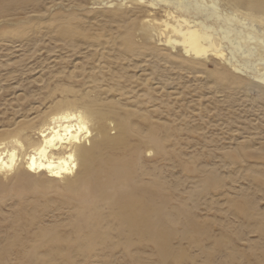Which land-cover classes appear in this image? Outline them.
Returning a JSON list of instances; mask_svg holds the SVG:
<instances>
[{
	"label": "bare ground",
	"instance_id": "obj_1",
	"mask_svg": "<svg viewBox=\"0 0 264 264\" xmlns=\"http://www.w3.org/2000/svg\"><path fill=\"white\" fill-rule=\"evenodd\" d=\"M40 1L0 0V15L30 5L38 8ZM92 2L121 11L118 36L122 45L133 51L148 48L145 53L152 55L154 65L136 66L142 68L144 77L139 76L135 82L121 77L114 83L95 84L94 91L92 87H57L49 95L57 100L38 119L27 115L15 121L14 128L5 130L0 138V202L20 196L24 188L43 192L53 183H64L61 195L63 205L70 210L71 231L41 227L34 249L52 244L58 247L57 254L67 259V251L75 250L146 260L149 253L141 248L149 245L150 253L156 250L162 261L173 255L179 258L173 244L179 232L172 225L177 220L175 210L185 214L186 209L174 200L186 180L171 181L166 164L158 161L173 160L167 149L175 148L178 138L168 122L155 120L159 107L154 91L173 86L177 79L173 71L185 78L184 74L199 77L209 72L211 84L204 82L201 88L226 98L222 102L237 101L239 97L233 93L237 87L246 92L257 87L264 95V0ZM76 18L75 13L56 15L45 25L62 36L70 35ZM209 63L214 64L213 69L208 68ZM159 65L169 66L171 73H165ZM230 148L225 149L227 157L237 159L234 153L242 149ZM212 170L201 180V191L219 181ZM38 177L46 178L45 182L34 180ZM8 179L12 181L6 182ZM243 197L241 211L250 219L262 218L252 199ZM36 206L40 211L49 207L46 203ZM27 216L19 213L17 220ZM39 216L37 211L30 215L32 221ZM193 232H203V227L187 216L181 235L186 238ZM260 259L264 264V256Z\"/></svg>",
	"mask_w": 264,
	"mask_h": 264
},
{
	"label": "rangeland",
	"instance_id": "obj_2",
	"mask_svg": "<svg viewBox=\"0 0 264 264\" xmlns=\"http://www.w3.org/2000/svg\"><path fill=\"white\" fill-rule=\"evenodd\" d=\"M38 5V8L30 5L13 14L0 15V138L5 136V130L14 128L15 121L27 115L38 119L57 100L49 96L57 87H92L94 91L95 84L114 83L121 77L135 82L139 76L144 77L142 68L136 66L154 65L152 55L145 53L148 48L133 51L122 45L118 36L121 11L116 7L94 4L92 0H58L56 3L54 0H41ZM71 13L77 14V18L72 20L75 30L70 35L62 36L45 25L48 18ZM40 22L43 28L38 26ZM158 52L164 55V52ZM159 66L165 73H171L169 66ZM208 68L213 69L214 64L209 63ZM173 73L177 78L174 87L165 91L156 88L154 95L158 97L156 105L159 107L155 120L168 122V127L174 128V135L178 138L175 148L167 149L173 160L159 158L158 161L162 162L161 165L166 164L171 181L176 182L178 178L186 180L175 193L174 200L186 209L185 214L175 210L177 220L172 225L179 232L173 239L179 258L173 255L171 259L162 261L156 250L150 253L149 245L141 248L149 253L146 260L102 254L95 256L75 250L67 251V259L66 255L57 254L58 247L52 244L34 249L38 245L36 234L41 227L58 229L62 233L71 231L68 225L70 210L63 205L61 195L64 183H53L43 192L24 188L21 197L14 195L0 202V264L262 263L264 95L257 87L248 92L237 87L233 93L239 99L233 103L222 102L226 98L201 88L204 82L211 84L208 82L209 72L199 77L184 74L188 78L178 77L176 71ZM57 96L58 99L62 97L59 92ZM236 146L242 150L234 153L237 159H229L227 148L234 150ZM190 156L192 159L185 162ZM208 170L219 175V183H207L208 187L201 191V180L208 177ZM34 180L43 183L46 178ZM9 181L12 180H6ZM185 190L191 193L184 194ZM243 194L252 199L262 218L250 219L241 211L245 199ZM45 203L49 206L46 210L40 211L36 206ZM35 211L40 216L32 221L30 215ZM19 213L28 216L19 221ZM186 215L201 224L203 232L183 237L181 233Z\"/></svg>",
	"mask_w": 264,
	"mask_h": 264
}]
</instances>
